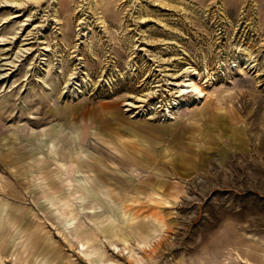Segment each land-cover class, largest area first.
<instances>
[{
  "label": "rangeland",
  "instance_id": "374dc122",
  "mask_svg": "<svg viewBox=\"0 0 264 264\" xmlns=\"http://www.w3.org/2000/svg\"><path fill=\"white\" fill-rule=\"evenodd\" d=\"M26 1L0 0V264H264V0Z\"/></svg>",
  "mask_w": 264,
  "mask_h": 264
},
{
  "label": "bare ground",
  "instance_id": "6f19581e",
  "mask_svg": "<svg viewBox=\"0 0 264 264\" xmlns=\"http://www.w3.org/2000/svg\"><path fill=\"white\" fill-rule=\"evenodd\" d=\"M28 1H34V0H28ZM28 1H26V2H28ZM17 17H19V15H13V16H12V19H15V18H17ZM10 19H11V18H10ZM4 65H5V64H4ZM4 65H2V66H4ZM0 71H1V69H0ZM0 79H1V76H0ZM187 84H188V83H187ZM187 86H189V87L192 89V91L198 93L200 97L203 96L202 91L200 90V88H199L196 84L191 83V84H189V85H187Z\"/></svg>",
  "mask_w": 264,
  "mask_h": 264
}]
</instances>
